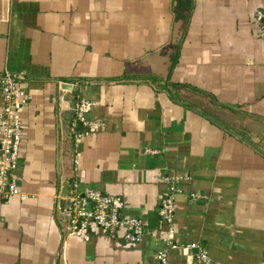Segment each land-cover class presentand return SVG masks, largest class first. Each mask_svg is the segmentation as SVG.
<instances>
[{
  "label": "crops",
  "instance_id": "crops-1",
  "mask_svg": "<svg viewBox=\"0 0 264 264\" xmlns=\"http://www.w3.org/2000/svg\"><path fill=\"white\" fill-rule=\"evenodd\" d=\"M187 1L174 20L171 0H0V76L25 102L0 264H198L187 244L199 264H264V0ZM74 181L120 197L140 242L68 235L57 202Z\"/></svg>",
  "mask_w": 264,
  "mask_h": 264
},
{
  "label": "built area",
  "instance_id": "built-area-1",
  "mask_svg": "<svg viewBox=\"0 0 264 264\" xmlns=\"http://www.w3.org/2000/svg\"><path fill=\"white\" fill-rule=\"evenodd\" d=\"M254 20L259 23L261 35L264 37V13H256ZM19 78L9 74L0 76L2 88V107L0 109V194L7 199L19 195L12 178V172L17 166L18 149L21 141L20 110L24 99L18 89ZM90 104L77 101L72 106L73 118L69 130L71 141L75 143L82 136L77 130V124L86 127L85 115ZM67 208L68 235L78 238H88L93 232L113 234L131 245L138 244L143 236V224L140 219L123 215L124 203L118 196H111L92 191L88 188L79 191L74 181L68 186L67 195L63 198ZM173 198L166 194L158 203L157 215L160 221L169 222L173 213ZM168 237L172 230H168ZM170 241V240H169ZM170 249L174 244L167 243ZM191 254L196 263L206 261V253L196 244L183 246ZM156 264H166L163 252H157L154 257Z\"/></svg>",
  "mask_w": 264,
  "mask_h": 264
},
{
  "label": "water",
  "instance_id": "water-1",
  "mask_svg": "<svg viewBox=\"0 0 264 264\" xmlns=\"http://www.w3.org/2000/svg\"><path fill=\"white\" fill-rule=\"evenodd\" d=\"M63 86L66 88L70 87L69 85L66 84H64ZM77 128H78L77 130L81 129V125L79 123L77 124ZM67 189H68L67 183L66 182L61 183L59 190L60 200L57 202V210L60 213H67L68 211L64 209V200H63V198L67 195Z\"/></svg>",
  "mask_w": 264,
  "mask_h": 264
},
{
  "label": "trees",
  "instance_id": "trees-1",
  "mask_svg": "<svg viewBox=\"0 0 264 264\" xmlns=\"http://www.w3.org/2000/svg\"><path fill=\"white\" fill-rule=\"evenodd\" d=\"M181 7V11H187L189 8V3L187 0H171V13L173 14V19L177 20L183 18L182 15H178V9Z\"/></svg>",
  "mask_w": 264,
  "mask_h": 264
}]
</instances>
